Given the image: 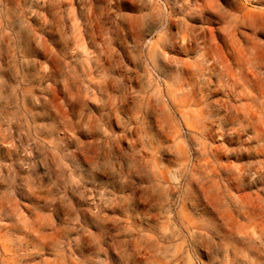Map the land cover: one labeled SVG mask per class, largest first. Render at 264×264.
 I'll list each match as a JSON object with an SVG mask.
<instances>
[{"label":"rangeland","instance_id":"1","mask_svg":"<svg viewBox=\"0 0 264 264\" xmlns=\"http://www.w3.org/2000/svg\"><path fill=\"white\" fill-rule=\"evenodd\" d=\"M0 264H264V0H0Z\"/></svg>","mask_w":264,"mask_h":264}]
</instances>
